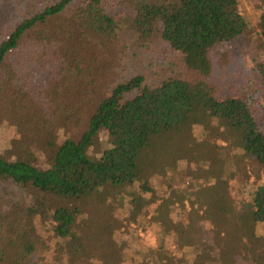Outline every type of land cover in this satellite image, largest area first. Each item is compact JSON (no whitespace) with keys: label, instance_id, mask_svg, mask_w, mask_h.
<instances>
[{"label":"trees","instance_id":"16d2710c","mask_svg":"<svg viewBox=\"0 0 264 264\" xmlns=\"http://www.w3.org/2000/svg\"><path fill=\"white\" fill-rule=\"evenodd\" d=\"M250 28L239 0H0V113L12 107L24 123L0 146V264H120L128 247L101 218V190L139 184V220H150L155 190L142 154L199 112L233 130L240 178L263 184L237 207L224 180L201 214L160 217L158 244L139 247L135 262L264 264V110L252 97L264 93V59L252 62L251 92L239 95L221 91L214 57ZM123 29L143 49L162 46L178 72L153 84L121 76ZM86 213L101 219L90 225Z\"/></svg>","mask_w":264,"mask_h":264},{"label":"rangeland","instance_id":"374dc122","mask_svg":"<svg viewBox=\"0 0 264 264\" xmlns=\"http://www.w3.org/2000/svg\"><path fill=\"white\" fill-rule=\"evenodd\" d=\"M239 1L250 23V37L240 38L231 47L218 49L214 53L216 81L225 94L250 93L254 83L251 78L252 62L264 59V43L258 28L262 4L260 0ZM126 30L123 29L119 35L127 43L123 66L119 69L121 76L139 74L145 77L147 84H153L178 72L175 58L162 46L143 49L131 42V35ZM248 45L252 47L251 51L244 55L242 49L246 52ZM252 97L257 101V106L264 110V93L253 92ZM0 122V146L4 147L7 138L21 135L24 123L19 112L12 107L1 111ZM192 122L195 124L182 132H159L153 137L152 146L142 154L144 178L155 190L154 201L148 207L152 212L150 220H139V184L129 183L101 190L106 197L101 218L104 216V222H112L114 240L126 243L128 247L120 264H136L135 261H139V247L158 244L155 238L163 226L160 217L170 219L173 213L175 216L184 213V208L187 212L201 214L206 199L221 195L224 180L229 182L228 189L237 199V207L243 200L249 201L248 194L253 187L263 184L262 181L240 178L238 162L241 159V143L222 120L208 118L199 112ZM59 134L61 137L70 136L75 135V131L60 130ZM240 189H245L244 193ZM87 203L90 207L91 202ZM58 207L60 204H53V208ZM94 211L97 212L96 209ZM82 218L88 219L90 225H95L101 219L97 213H91V216L86 213ZM202 227L204 237L210 239L208 229ZM257 231L260 236L264 235L261 225ZM109 260L112 264L116 262L113 256Z\"/></svg>","mask_w":264,"mask_h":264}]
</instances>
